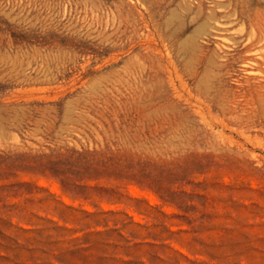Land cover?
I'll use <instances>...</instances> for the list:
<instances>
[{
  "label": "rangeland",
  "instance_id": "374dc122",
  "mask_svg": "<svg viewBox=\"0 0 264 264\" xmlns=\"http://www.w3.org/2000/svg\"><path fill=\"white\" fill-rule=\"evenodd\" d=\"M263 27L264 0H0V264H264Z\"/></svg>",
  "mask_w": 264,
  "mask_h": 264
},
{
  "label": "bare ground",
  "instance_id": "6f19581e",
  "mask_svg": "<svg viewBox=\"0 0 264 264\" xmlns=\"http://www.w3.org/2000/svg\"><path fill=\"white\" fill-rule=\"evenodd\" d=\"M216 2H217V1H216ZM219 2H220V1H219ZM221 2H222V1H221ZM213 3H215V2H213ZM213 3H211V4H213ZM227 3H228V2H227ZM230 3H231V2H230ZM220 4H222V3H220ZM224 4H226V3H224ZM191 5H192V3H191ZM218 5H219V4H218ZM227 5H229V4H227ZM231 5H232V3H231ZM182 7H183V6H182ZM187 7H189V6H187ZM192 7H193V6H192ZM220 7H221V6H220ZM220 7H219V8H220ZM230 7H231V6H230ZM225 8H227V7H225ZM234 8H235V7H234ZM237 8H238V7H237ZM197 9H199V8H197ZM213 9H214V8H213ZM220 9H221V8H220ZM242 9H243V8H242ZM221 10H222V9H221ZM227 10H228V8H227ZM236 12H237V11H236ZM215 13H216V12H215ZM225 13H226V12H225ZM230 13H231V12H229V14H230ZM201 14H202V13H201ZM210 14H211V13H210ZM210 14H209V15H210ZM229 14H228V15H229ZM233 14H234V16H235L236 13H233ZM207 15H208V14H207ZM228 15H227V16L224 15V16H225V17H228ZM231 15H232V14H231ZM231 15H230V16H231ZM230 16H229V17H230ZM232 16H233V15H232ZM234 16H233V17H234ZM204 17H206V15H205ZM207 18H208V17H207ZM210 18H211V16H210ZM210 18H208V19H210ZM222 18H223V17H222ZM204 19H205V18H204ZM234 19H235V18H234ZM238 19H239V18H238ZM241 19H242V18H240V20H241ZM205 20H206V19H205ZM212 20H213V19H212ZM206 21H207V20H206ZM208 21H209V20H208ZM208 21H207V23H208ZM209 22H210V21H209ZM219 22H220V20H219ZM221 22H222V21H221ZM244 22H245V21H244ZM229 23H234V20H233V22H229ZM222 24H224V23L222 22ZM226 24L229 25L228 22H227ZM230 25H231V24H230ZM197 26H199V25H197ZM203 26H204V25H203ZM233 26H234V25H233ZM222 27H223V26H222ZM228 27H229V26H228ZM219 28H220V26H219ZM263 28H264V27H263ZM198 29H199V28H198ZM224 29H225V28H224ZM227 30H228V29H227ZM243 30H244V28H243ZM228 31H229V30H228ZM193 32H194V31H193ZM205 32H206V31H205ZM253 33H254V30H253ZM255 34H256V33L253 34V37L255 36ZM250 36H251V35H250ZM244 37H245V36H244ZM263 37H264V36H263ZM242 38H243V37H242ZM185 39H186V38H185ZM240 40H241V39H240ZM248 41H249V38H248ZM260 43H261V42H260ZM258 44H259V43H258ZM260 48H261V47H260ZM260 48H258V49H260ZM256 50H257V49H256ZM261 50H262V48H261ZM263 50H264V49H263ZM263 50H262V51H263ZM241 51H242V50H241ZM251 51H252V50H251ZM247 52H248V51H247ZM246 54H248V53H246ZM257 56H258V55H257ZM259 56H260V55H259ZM239 57H240V56H239ZM262 57H263V56H262ZM247 61H248V60H247ZM180 62H181V61H180ZM245 63H246V62H245ZM254 63H256V62H254ZM259 64H260V63H259ZM249 65H250V64H249ZM180 67H181V66H180ZM259 72H260V70H259ZM261 72H263V71H261ZM263 73H264V72H263ZM193 78H194V77H193ZM203 81H204V80H203ZM201 83H202V82H201Z\"/></svg>",
  "mask_w": 264,
  "mask_h": 264
}]
</instances>
